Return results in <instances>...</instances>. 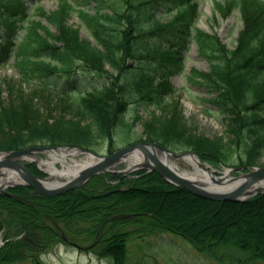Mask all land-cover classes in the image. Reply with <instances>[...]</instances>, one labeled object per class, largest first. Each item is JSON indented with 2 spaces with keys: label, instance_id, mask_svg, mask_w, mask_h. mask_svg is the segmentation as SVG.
Wrapping results in <instances>:
<instances>
[{
  "label": "trees",
  "instance_id": "obj_1",
  "mask_svg": "<svg viewBox=\"0 0 264 264\" xmlns=\"http://www.w3.org/2000/svg\"><path fill=\"white\" fill-rule=\"evenodd\" d=\"M89 1L95 3L92 11L80 3ZM196 1L57 0L46 13L35 7L38 0H0V66L12 57L22 81H3L7 99L0 86V150L38 144L90 149L102 139L111 152L116 130L129 132L141 121L152 143L188 148L214 165H255L264 158V0L214 2L221 17L233 10L243 17L234 50L197 28ZM34 14L49 26H40ZM73 14L90 40L70 24ZM192 41L208 69L194 71L189 80L205 89L203 101L222 116V136L194 133L178 102L166 97L174 92L168 76L182 71L183 52ZM80 71L104 81L66 97L65 105V89L49 85L58 78L72 83ZM23 83L36 88L27 94L20 89ZM53 103L58 108L47 109ZM130 106L133 120L125 122ZM141 109L149 111L148 118H141ZM137 174L123 189H102L103 178L95 177L60 196H37L30 187L0 194V264H42V255L62 242L88 245L87 251L100 259L128 264L132 238L168 231L220 263L233 264L223 252L229 247L244 253L237 262L264 261V193L242 202L209 201L172 186L156 172ZM108 178L125 182L114 174ZM125 213L140 215L112 219ZM130 225L136 230L127 229Z\"/></svg>",
  "mask_w": 264,
  "mask_h": 264
},
{
  "label": "rangeland",
  "instance_id": "obj_2",
  "mask_svg": "<svg viewBox=\"0 0 264 264\" xmlns=\"http://www.w3.org/2000/svg\"><path fill=\"white\" fill-rule=\"evenodd\" d=\"M215 1L222 0H197V10L198 17L196 18V26L199 30H203L211 35L215 34L218 38L225 44L228 49L234 50L238 45V37L241 31L244 29V21L243 17H241V13L238 10H233L227 17H221L220 15L215 13V8H213V4ZM83 3L85 9L88 11H92L95 6V3L92 1L89 2H80ZM38 8L42 7L44 12L51 13L57 7V0H39ZM36 20H39L40 26H49L46 18L37 16ZM170 17H166L163 20L167 21ZM70 24L79 28V35L82 39H88L89 35H87L85 28L81 27L80 22L77 18L76 14H73L70 19ZM52 31H56L53 26H50ZM92 45L93 42L91 41ZM183 69L181 72H175L168 76V81L170 85L173 86L174 92L173 94H167V100L169 102L177 101L180 106L181 116L184 122L193 127L194 133L199 134L200 137H217L222 136L224 133V125L222 124V116L217 112L214 105L208 101H203L207 97V94L204 93L205 89L200 86L198 83H192L189 78L192 76L194 71L199 73H204L208 69V63L199 55L197 51V46L194 41L189 44L186 51L183 52ZM14 60L11 58L7 64L0 67V86L2 89L3 99H7L9 95L6 90V86L3 81L7 80L14 83H21L20 76L15 70L13 66ZM73 77V76H71ZM74 80H71L72 83L65 84L68 89V94L71 96L72 93L77 96L79 92H85L87 88L95 87L96 85L102 83L104 80L100 77H96L94 74L84 73L80 71L77 72L74 76ZM59 79V80H58ZM54 80V84L56 81H59L60 84H56L55 86L65 87L63 84V78H58ZM35 83L31 85H27L23 83L20 89L25 91V93L30 94L34 88H36ZM54 86V85H53ZM66 105L68 99L66 98L68 95L64 93ZM67 95V96H66ZM52 101L54 102V96H52ZM207 99V98H206ZM58 105V106H64ZM58 108L55 104H51L47 107V109H56ZM43 113L46 112V108L43 109ZM130 111L127 112L124 116L125 122H131L133 120V116L131 113L133 112V107L130 106ZM152 110V109H151ZM156 116H162L160 111H154ZM149 111L145 109H141V118H148ZM67 118H71L70 115H67ZM117 129V128H116ZM129 132H124L121 128H118L113 136V148L111 151L120 150L123 147H127L132 145L133 143H143L147 142L153 144L152 142L145 139L143 135V129L141 126V121L136 122L135 126L130 128ZM99 144L94 145L90 148L91 152H94L97 156H109L111 152L109 151V142L105 140H100ZM61 146V145H59ZM58 148V146H57ZM166 148V147H165ZM168 151L173 154H186V153H194L198 156L194 151L189 150L188 148H173L167 147ZM90 152V151H89ZM161 153V151H160ZM164 153V152H162ZM141 154V153H140ZM5 155V154H0ZM37 157L41 160L47 159V153H37ZM143 157V155L141 154ZM199 157V156H198ZM127 158L122 159L120 164L116 165L110 171L101 172L98 176L99 178H103L105 182V186L102 189H113L115 187H119V189H123L126 186H130L132 181L135 179L136 173L141 171L140 169H133V171L123 172L124 169L127 168L128 161L125 162ZM201 159V158H200ZM17 162L21 163L24 166H27L31 172L34 170L37 172H33L35 176H39L41 178H48V176L39 168L38 165L34 162H29L25 158L16 159ZM204 165L209 166L214 169V177L219 178L224 176L226 170L236 169L230 176L232 177H240L242 174L249 173L252 167H264V158H261L255 165L251 167L244 166H229L226 167L222 164L214 165L212 163L203 161ZM60 166V165H57ZM248 168V169H246ZM115 170V171H114ZM118 175L120 179H125L123 185L118 183V178H113L110 180L108 175ZM3 174H0V177ZM228 176V177H230ZM95 178V177H94ZM61 181H65L64 178L60 179ZM94 180L93 178L91 179ZM90 182V183H91ZM20 188H27L24 185H18ZM13 187V188H17ZM10 186H7L4 190L13 189ZM101 189V190H102ZM32 190V189H31ZM35 195H39L42 197H47L32 191ZM251 199V198H250ZM249 200V199H248ZM247 201V200H246ZM192 216V215H191ZM192 220L195 219L194 214L191 217ZM137 226L130 225L127 227L129 230H136ZM133 240L129 244L130 252H129V260L128 264H229L231 260H224L223 263L217 262L213 258H209L206 254L200 253L193 244L185 240V238L181 235H177L171 232L168 233H158L157 235L147 236L145 239L132 238ZM88 246V245H87ZM224 253L227 255H231L232 259H234L233 264H264V261L255 260L250 263L237 262V260H244V253L236 249L235 247L224 248ZM149 258V259H148ZM236 259V260H235ZM42 264H112L108 259H100L93 255L91 252L71 246L69 243L62 242L57 244L51 248V251H48L44 255H42ZM27 264V263H26Z\"/></svg>",
  "mask_w": 264,
  "mask_h": 264
},
{
  "label": "water",
  "instance_id": "obj_3",
  "mask_svg": "<svg viewBox=\"0 0 264 264\" xmlns=\"http://www.w3.org/2000/svg\"><path fill=\"white\" fill-rule=\"evenodd\" d=\"M63 149H67L62 147ZM58 148H28L26 150H20L15 152H8L6 153V157L3 160H0V172L5 169H10L14 172L18 173V176L21 177L22 183H17V185H24L31 187L36 193H39L44 196H57L62 193H65L67 191H70L71 189L81 188L84 186V184L91 179L93 176L100 175L101 172L109 171V169L119 164L122 159L125 157L131 155L133 152L137 151L138 153H141L144 157V165L140 168L141 170L146 169V171H156L165 181H168L174 186H179L181 188L186 189L187 191H191L193 194H195L198 197H201L205 200H214V201H237L242 202L244 200H247V198L252 197L253 195L264 192V188L262 189L257 188L256 186L262 181H264V167L258 168V167H252L251 171L246 174L240 175V177H230L229 181H240L241 183L234 187L233 189H230L228 192H212V191H206L199 187H196L193 183L190 181L184 180L179 175L175 174L172 170L169 169L166 165H163V163L157 158L155 151L159 150L161 152L170 154L173 159H178L184 156L185 154H172L167 149L163 148L162 146L158 144H150L147 142L143 143H133L130 146L123 147L120 150H116L114 153H112L110 156L105 157H97L98 161L95 162L94 165H91L89 168L80 171L75 178L70 179V181H66L59 185V187H44L42 184H40V180H44L43 178L39 176H35L30 172L27 166H24L20 164L17 161H14L13 159L18 157H24L26 155H34L37 157V152H47L51 150H58ZM194 156H196L194 153H191ZM236 169H229L225 176L230 175V173L234 172ZM129 172V171H126ZM220 179L222 177H219ZM214 177L213 179H218ZM12 187V186H11ZM255 188V189H254ZM4 188H0V192H3ZM125 217H132V215L129 214H121L117 215L115 218H125Z\"/></svg>",
  "mask_w": 264,
  "mask_h": 264
},
{
  "label": "bare ground",
  "instance_id": "obj_4",
  "mask_svg": "<svg viewBox=\"0 0 264 264\" xmlns=\"http://www.w3.org/2000/svg\"><path fill=\"white\" fill-rule=\"evenodd\" d=\"M47 154L48 158L44 160L36 159L34 156H26L25 158L29 161H35L36 165L46 173L48 178L40 180V184L47 188L59 187L63 182L60 180L61 178L70 181V179L79 175L78 173H80V171L89 168L98 161V158H95L92 154L83 153L76 149L52 150ZM155 154L163 165H166L184 180L190 181L196 187L203 190L218 193L228 192L230 189H233L241 183L240 181L235 180L229 181L228 176L222 177V179L219 178V180L213 179L214 169L202 164L194 155L186 154L181 159L175 160L170 154L160 153L159 150H156ZM4 156L1 155L0 160L5 159L6 156ZM126 158L125 162L128 161L127 168L123 171H131L135 168H140L145 163L143 157L137 151L133 152ZM0 174H3L0 177V188L23 182L17 173L12 172L9 169L2 170ZM256 187L259 189H262V187L264 188V181Z\"/></svg>",
  "mask_w": 264,
  "mask_h": 264
}]
</instances>
